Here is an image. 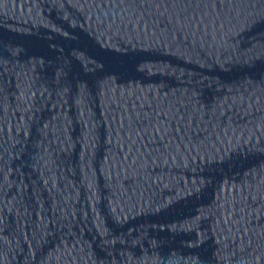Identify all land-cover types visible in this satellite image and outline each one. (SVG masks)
<instances>
[{"label": "water", "instance_id": "water-1", "mask_svg": "<svg viewBox=\"0 0 264 264\" xmlns=\"http://www.w3.org/2000/svg\"><path fill=\"white\" fill-rule=\"evenodd\" d=\"M0 264H264V0H0Z\"/></svg>", "mask_w": 264, "mask_h": 264}]
</instances>
